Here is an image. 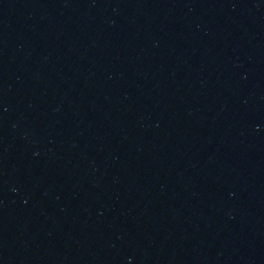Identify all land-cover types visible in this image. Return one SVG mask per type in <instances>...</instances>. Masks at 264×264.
Wrapping results in <instances>:
<instances>
[{
	"label": "water",
	"instance_id": "water-1",
	"mask_svg": "<svg viewBox=\"0 0 264 264\" xmlns=\"http://www.w3.org/2000/svg\"><path fill=\"white\" fill-rule=\"evenodd\" d=\"M0 264H264V0H0Z\"/></svg>",
	"mask_w": 264,
	"mask_h": 264
}]
</instances>
